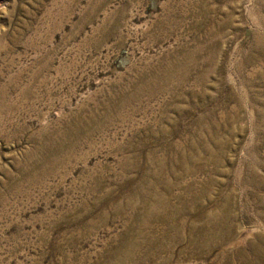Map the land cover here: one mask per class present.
Listing matches in <instances>:
<instances>
[{"label": "rangeland", "instance_id": "obj_1", "mask_svg": "<svg viewBox=\"0 0 264 264\" xmlns=\"http://www.w3.org/2000/svg\"><path fill=\"white\" fill-rule=\"evenodd\" d=\"M0 264H264V0H0Z\"/></svg>", "mask_w": 264, "mask_h": 264}]
</instances>
